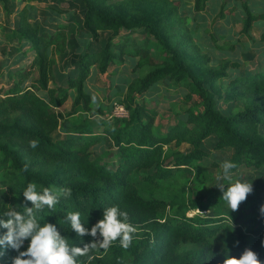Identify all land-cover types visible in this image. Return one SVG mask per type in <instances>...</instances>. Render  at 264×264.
<instances>
[{
  "label": "trees",
  "instance_id": "1",
  "mask_svg": "<svg viewBox=\"0 0 264 264\" xmlns=\"http://www.w3.org/2000/svg\"><path fill=\"white\" fill-rule=\"evenodd\" d=\"M3 1L4 9L9 11L7 0ZM81 1L83 26L91 41H99L100 31L110 34L99 51L93 53L87 49L84 52L79 62V70L84 72L78 79L68 78L65 86L49 85L55 60L47 53L49 48L53 53L64 51L65 25L60 24L51 33L37 32L23 12L19 13L21 24L31 34L19 33L18 38L27 40L35 58L31 65L14 71L15 78L10 77L9 85H0V216L10 210L4 203L6 195L18 199L19 205L12 207L23 206L22 193L29 183H36L38 191L45 187L71 188L70 198L61 197L54 209L45 206L36 213L41 226L54 224L60 234L69 239L70 245L83 247L93 238L79 237L72 231L70 222L66 221L69 212L79 211L81 222L90 231L103 219L104 209L119 206L128 213L129 222L140 229V236L129 248H122L117 240L104 253L94 250L89 254L91 259L78 258L81 264H223L225 256L239 258L246 248L257 253L264 264V251L259 244L264 232V214L260 212L264 205V178L254 181L253 192L242 202L243 215L253 225L251 236L237 227L235 243L230 248L220 245V236H217L223 231L224 217L187 214L189 210H206L207 203L197 200L198 197L181 202L176 195L167 200L146 198L136 183L137 178L143 183H154L170 177L174 170L202 161L205 154L202 144L211 136L216 138L215 149H232L228 161L237 167H264V134L259 130V126L264 127V68L231 77L226 69L238 67V62L221 63L215 79H227L226 88L231 93L224 96L223 101L233 99L243 103L242 109L223 114L216 106V97L192 68L186 66L183 54L171 44L176 37L190 32L186 17L180 14L179 2L165 0L163 6L127 13L112 0ZM206 1L192 0L193 11H204ZM247 1L241 0L244 11L241 33L249 35L252 23L264 20V12L251 11ZM223 14L224 7L219 16ZM135 29H143L145 36L153 38L166 57L145 42L127 36L126 33ZM168 32H172L171 37L167 36ZM261 40L264 41V32ZM215 45L228 50L235 47L232 43ZM127 58L135 60L134 70H145L127 80L125 95L119 99L126 105L128 117L111 118L98 109L100 118L81 119L68 134L55 136L62 118L57 108L69 99L70 90H74L75 95L69 114L92 111V97L84 87L88 68L101 64L99 70L104 72L109 64L120 65ZM35 67L37 76L25 85ZM160 81L172 82L184 90L180 100L184 110L175 114L176 123L164 133H158L154 126L162 97L149 100L147 94ZM39 89L47 92V98L37 94ZM106 136L117 149L116 163L90 153L91 146ZM33 140L38 141L35 149L29 146ZM171 142L175 146L186 144L190 150L166 155L164 147ZM25 165L27 171H23ZM143 168H153V172L138 176ZM27 206L31 207V202ZM168 209H172V213L163 217ZM4 232L6 230L0 234ZM28 243L30 240H25L20 251H26ZM0 252H3L0 264H12V259L18 255L10 247H0Z\"/></svg>",
  "mask_w": 264,
  "mask_h": 264
},
{
  "label": "rangeland",
  "instance_id": "2",
  "mask_svg": "<svg viewBox=\"0 0 264 264\" xmlns=\"http://www.w3.org/2000/svg\"><path fill=\"white\" fill-rule=\"evenodd\" d=\"M112 1L127 13H133L138 9L149 6H163L165 3V0ZM171 2L175 3L180 1L171 0ZM182 2L183 4L180 3V14L186 17V22L190 26V32L188 34H181L172 40V46L177 47L179 52L182 53L185 58L186 66L192 68L197 78L203 80L206 88L216 97V106L223 114H229L242 109L243 103L240 100L232 99L229 101H223V97L231 96V93L229 92V89L226 88V84L223 83L222 79H215V77L221 63L224 62V59H219L218 56H212L211 52L209 55L207 48H204L205 44L202 43V40L198 43L199 45L196 44L197 38L200 40L199 35L196 34V19H193L187 14L189 12V7L192 6V0H182ZM7 4L9 11L4 9V1L0 0V79L3 77L4 69L2 60H5V63L7 64L8 57L13 54L16 56V54L20 52V46L17 44L19 42L17 40L19 39V33L31 34V31L26 30L24 25L21 24V17L19 16L20 12H23L28 23L32 24L36 28L37 32L45 31L51 33L54 32L56 27L60 24L65 25L64 51L62 53H53L51 52V48L47 51L48 55L55 60L53 66V80L51 81L52 85L61 84L65 86L68 78L78 79L84 72L79 70V62L84 52L87 49H90L93 53L99 51L110 34L108 31H101L99 32V41H91V36L88 30L83 26L82 15L84 7L81 0H7ZM252 9L253 11L257 10L254 8ZM232 13H240L241 16H244L241 3L233 8ZM126 34L127 36L131 35L136 40L139 39L138 41L140 43L145 42L156 52H164L163 48H161V46H159L153 38L145 36L143 29H135L129 32V34ZM167 36L171 37L172 32H168ZM213 41L215 43L214 39L212 42ZM22 42L28 43L27 40H22ZM250 52L252 53L247 54L245 52L244 54H240L234 52L231 54L232 58L236 60L241 59V61H243V65L250 66L249 69H245V66H243L242 71L239 72L240 74L263 70L264 68L263 64H261V60L257 58L258 56L255 52ZM163 56L166 57L164 53ZM17 60L19 61V59ZM129 64V75H131L132 78H135L138 74L145 71L138 72L134 70L132 61L131 63L129 62ZM100 65L93 66L99 69ZM89 69L90 68H88V71ZM7 76L8 73H5L4 78L7 79ZM104 78L105 79L100 81V90L97 92L98 96L96 95L97 101L92 103L93 110L88 112L87 115L93 116L100 108L106 113V115H108L111 109V103L115 100L121 99V97L125 95L121 92V87L118 83L117 85L113 84L110 86V82H112L110 77L106 75ZM160 85L168 87V84L164 82L162 83L161 81L153 87L154 89L156 88L159 90L158 87ZM153 87L147 91L148 95H151L152 91H154ZM219 96H221V98H219ZM161 97L163 98L162 95ZM72 98L73 96L71 95L70 99H68L67 102L59 108L60 113L62 114V119L60 120L59 129L55 133V136L60 135L65 130V126H67L65 122L66 120L73 121V124H75L81 121L82 116H87L83 113H79L74 116L69 114ZM172 119L173 118L169 112H164L158 118L157 130L159 132L166 130L165 127L172 123ZM259 130L262 134H264L263 126H259ZM102 141V144H104L106 148L105 152L101 153L99 152V148L93 147V149L91 148L90 150L91 155L93 157H105V159H108L110 162L116 163L117 161L114 154L117 152V149L112 140L106 136L102 139ZM215 142L216 138L214 136L208 137L204 140L202 148L205 154L202 161L195 162L191 167L174 170L170 177L156 180L154 183H143L139 180V178H137L136 183L142 195L146 198L155 197L167 200L176 195L179 197L181 202H190L193 198L198 197L197 200L200 199L203 203H207L208 205L206 210H189L187 214L194 215L196 213H200L224 217L222 221L224 227L223 231L221 230L217 236H220V245H225L230 248L235 243V229L238 227L244 234L251 236L250 232L253 229V225L249 218L243 215L242 203L240 204L238 210L231 211L228 203L222 199L223 194L219 187L223 185L226 190L227 187L236 180L246 181L249 183L252 182L253 184L256 179L264 178V167L249 168L241 165L237 167L234 172H232L231 180L224 179L222 176L223 169L221 164L223 161L228 160L229 155L232 153V149L228 147L220 150L215 149ZM164 148L166 155H172L177 152H187L190 150V147L186 144L175 146L173 142L167 144ZM152 172L153 168H143L138 172V176H145L147 174H151ZM4 203L9 206L19 205L18 199L11 195H6V201ZM169 213H172V209H168L166 213H164L163 217H166ZM136 229L137 232L134 234L132 242L136 241V239L140 236V229ZM4 230L5 229H0V231ZM259 244L264 251V232L260 235ZM217 249L219 250V248ZM97 250L102 253L106 251L103 249Z\"/></svg>",
  "mask_w": 264,
  "mask_h": 264
},
{
  "label": "clouds",
  "instance_id": "3",
  "mask_svg": "<svg viewBox=\"0 0 264 264\" xmlns=\"http://www.w3.org/2000/svg\"><path fill=\"white\" fill-rule=\"evenodd\" d=\"M29 146L35 149L38 147V141H30ZM221 167L223 178L231 180L232 170L237 165L225 160ZM23 171H27V165ZM219 189L223 194L222 199L228 203L231 211H236L253 192V185L252 182L236 180L226 190L223 185ZM22 195L24 197L22 207L10 206V210L0 216V229L6 230L0 234V247H10L18 253L12 259V264H81L78 258L91 259L89 254L92 251L107 250L117 240L122 248H129L137 232L136 227L129 222L128 213L119 206L104 209L103 219L92 226L90 231L81 222L79 211L69 212L66 221L70 222L72 231L79 237L88 235L93 238L92 242L84 244L83 247L72 246L68 242L69 239L62 236L54 224L44 223L41 226L36 215L37 212L43 211L45 206L54 209L61 197L70 198L71 188L52 190L45 187L38 191L36 183H29ZM28 202H31V207L27 206ZM17 208L23 211H18ZM260 212L264 214V205L261 206ZM25 240H30L29 246L26 251H20ZM0 255H3V252H0ZM223 264H262V262L257 253L246 248L239 258L225 256Z\"/></svg>",
  "mask_w": 264,
  "mask_h": 264
},
{
  "label": "crops",
  "instance_id": "4",
  "mask_svg": "<svg viewBox=\"0 0 264 264\" xmlns=\"http://www.w3.org/2000/svg\"><path fill=\"white\" fill-rule=\"evenodd\" d=\"M179 1H180L179 3L183 4L182 0ZM240 1L241 0H207L204 11L194 12L193 6H190L189 12L187 13L189 16H191L193 19H196L197 21V22L195 21L196 23L195 25L197 27L196 34L199 35L200 38V40L198 38L196 40L197 45H199L198 43H200L202 40V43L205 44L204 48H207L209 55L211 52L212 56H218L219 59H224V61L232 60L238 62V67L230 66L226 69V73L231 77L240 74L239 72L242 71L243 66H245L243 65V61H241V59L236 60L231 57V54L234 52L240 54L242 53L244 54L246 52L248 54V53H252L250 51H253L258 56L257 58L261 60V64H263L264 67V41L261 40V34L264 32V20L254 21L248 31L249 35L241 33L243 15L241 16L240 13L233 14L229 12V10H232L234 7L239 5L241 3ZM247 3L251 11H253L252 8H254L257 10L253 12H259V11L264 12V0H248ZM222 7H224V14L222 17H220L219 12L221 11ZM213 39L217 44L229 45L232 43L235 45V47L234 49L231 50L217 49L214 41L212 42ZM17 40L19 41L17 44L20 46V52L16 54V56L15 54H13L10 57H8L7 64L5 63V60H2V64H4V69H3V77L0 79V85H9L11 83L10 77L13 79L15 78V73H14L15 69H22L31 65V63L35 58V52L34 50L31 49V45L29 43L22 42V39L21 40L17 39ZM17 59H19V61ZM131 61L134 65L135 60L132 58H127L125 62L120 65L109 64L104 72H101L99 69H97V67L93 65H92L93 67L92 66L89 67L90 69L88 71V75L84 80V87L86 92H88L91 95L92 103L97 101V96H98L97 92L98 90H100V86H101L100 81L105 79L104 77L106 75L109 76L112 81L110 82V86H112L113 84L117 85L118 83L119 86L121 87V92L125 94L127 89V80L133 79L131 75H129L130 74L129 62L131 63ZM249 68L250 66L247 65L245 66V69H249ZM5 73H8L7 79L4 78ZM37 74H38V70L35 67L31 76H29L25 80L24 82L25 85H29L31 82V78L33 76H37ZM52 80H53V67H52ZM51 81L49 82V85H52ZM226 81L227 79H224L223 82L225 83ZM161 82L165 83V81H161ZM166 84H168V87H164L163 85H160L158 87L159 90L156 88L154 89L153 87L154 91H152L151 95H149V100H154L159 95L163 96L157 107L158 114L154 124L156 130L158 128V124H157L158 118L164 112H169L173 118L171 120L172 123L165 127L167 130L169 127H171L176 123L177 118L174 115L177 112L182 113L184 110V105L180 101L181 95L184 93V90L180 87H176L175 85H173V83L171 84V82H167ZM56 85H61V84H56ZM37 94L43 98H47V92L45 90L39 89L37 90ZM71 95L74 97L75 95L74 90L69 91V96ZM59 108H57L58 111H60ZM92 110H93V106H92ZM97 111L94 113L93 116L87 115V113L91 111H85L79 113H83L84 115H87V116H82L81 119H86V118L92 119L94 117L100 118V115L98 114ZM79 113L70 114V115L74 116ZM65 122L67 126H65L66 127L65 130L60 134L61 136L68 134V130L74 125L73 121L66 120ZM166 130H163L162 132H159L158 130L157 131L158 133H164ZM102 142L103 141H98L94 143L91 146V148L92 149L93 147L99 149L101 148L103 149V147L105 148Z\"/></svg>",
  "mask_w": 264,
  "mask_h": 264
},
{
  "label": "built area",
  "instance_id": "5",
  "mask_svg": "<svg viewBox=\"0 0 264 264\" xmlns=\"http://www.w3.org/2000/svg\"><path fill=\"white\" fill-rule=\"evenodd\" d=\"M128 115H129V111L126 105L119 100H115L111 103V109L107 116L111 118L124 119V118H127ZM28 246H29V243L27 247Z\"/></svg>",
  "mask_w": 264,
  "mask_h": 264
}]
</instances>
